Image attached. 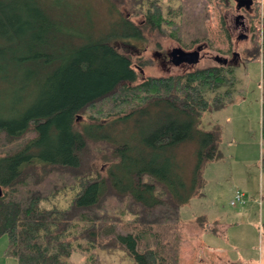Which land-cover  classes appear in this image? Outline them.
<instances>
[{"label": "trees", "instance_id": "1", "mask_svg": "<svg viewBox=\"0 0 264 264\" xmlns=\"http://www.w3.org/2000/svg\"><path fill=\"white\" fill-rule=\"evenodd\" d=\"M46 1L0 0L3 90H30L25 107L0 114L4 255L17 264H99L102 251L122 250L132 264H178L180 207L194 194L203 165L220 155L219 126L203 128L201 120L232 100L234 65H196L137 80L132 54L115 41L142 39L151 30L181 41L175 17L182 4L169 6L165 18L162 5L151 0L142 22L119 14L107 32L92 36L63 32ZM108 1L113 12L115 0ZM184 1L191 17L194 3ZM258 34L260 40L252 33L249 57L239 53L238 60L261 58L264 144V17ZM197 37L191 46L208 40L204 33ZM81 115L87 122L78 128ZM117 123L125 133L119 138L111 134ZM91 141L107 149L106 170L88 161ZM187 141L197 143L190 181L176 157V147ZM261 163L264 168V152Z\"/></svg>", "mask_w": 264, "mask_h": 264}, {"label": "rangeland", "instance_id": "2", "mask_svg": "<svg viewBox=\"0 0 264 264\" xmlns=\"http://www.w3.org/2000/svg\"><path fill=\"white\" fill-rule=\"evenodd\" d=\"M150 1L115 0L113 12L108 6V0H47L45 4L53 8L57 19L62 21L63 32L96 36L107 32L113 19L116 17L115 20H118L119 14H123L135 23L142 22ZM156 1L162 5L165 18H168L166 11L169 6L175 8L182 4L180 15L175 17L181 23L182 40L177 41L168 34L156 30L146 32L142 39L118 38L115 41L116 46L131 53L134 58L137 80L147 75L180 73L196 65L221 63L215 58L216 56L232 57L229 62L234 65L237 79L232 100L218 109L205 112L201 120L203 128H210L213 124L219 126L220 155L203 165L202 175L194 194L180 207L177 228L178 256L181 251L182 260L183 258L185 260L182 263L178 260V264H226L230 260L260 264L261 256L264 258L261 58L239 61L240 55L233 56L232 52L236 51L247 58L249 55L246 51L253 46L252 33L255 32L256 39L260 40L258 32L261 18L264 17V0H253L257 8L255 10V4H252L250 12L244 9L237 12L235 0H191L194 3V7L189 11L191 17L183 4L184 0ZM205 12L208 15L203 19L202 15ZM238 13L243 16L239 20L246 26L244 31L234 26V17ZM164 26L169 30L168 25ZM189 29L191 35L186 34ZM203 33L209 41L196 42L206 45L202 46L201 57L196 64H176L169 60V53L173 47L193 49L195 44L191 46L190 40L196 36L200 38ZM242 35L246 37H240ZM137 56L140 57L139 63L143 66L135 60ZM4 85V80L0 79V114L12 116L16 108L25 107L29 102L30 90L23 91L16 87L9 89L8 86L3 90ZM32 93L34 92L32 91L31 95ZM213 94V91H208L206 96L210 99ZM86 122V116L81 115L76 120V126L81 128ZM122 126L123 124L117 123L111 134L118 138L120 135L123 136L125 133L121 131ZM130 133L128 131L126 136ZM99 143L102 142L89 143L86 157L93 166L106 170L109 162L105 156L108 152L107 149L100 151L102 146ZM94 145L97 147L94 148ZM93 148L95 152L92 151ZM196 148L195 141L183 142L176 147L177 163L183 177L189 176V181L196 162ZM236 189L243 192L244 201H236L232 204L230 201L234 198ZM55 202L53 200L45 203L50 206ZM57 202L63 205L64 196L61 195ZM203 214L209 221L215 220L212 224H208V229L204 231L198 225V215ZM6 242V235L1 234L0 264H17L15 257L4 255ZM99 264H132V262L123 255L122 250H117L112 253L102 251Z\"/></svg>", "mask_w": 264, "mask_h": 264}, {"label": "water", "instance_id": "3", "mask_svg": "<svg viewBox=\"0 0 264 264\" xmlns=\"http://www.w3.org/2000/svg\"><path fill=\"white\" fill-rule=\"evenodd\" d=\"M253 3V0H237L236 3V9L239 10L242 6L246 5L247 7L250 6ZM238 17H243L242 15H239ZM240 37H246L244 35ZM202 46H198L195 49L192 50H184L182 48H174L173 50V63H180V62H186L187 65H194L199 61L200 58V49ZM239 54L236 51L232 52V55H237ZM238 56V55H237ZM219 62L226 63L227 57H222V56H217L216 58Z\"/></svg>", "mask_w": 264, "mask_h": 264}, {"label": "flooded vegetation", "instance_id": "4", "mask_svg": "<svg viewBox=\"0 0 264 264\" xmlns=\"http://www.w3.org/2000/svg\"><path fill=\"white\" fill-rule=\"evenodd\" d=\"M235 2L237 3V0H235ZM253 4V3H252ZM252 4L250 5V6H246V5H244V6H242L239 10H241V9H244L246 12H250V10H251V7H252ZM236 5V4H235ZM239 10H237L236 9V11L238 12ZM239 15H241L240 13H238L235 17H234V26H235V28L236 29H240V30H246V26H245V24H244V22H242V21H240L239 19H242V17H238ZM198 46H206L205 44H200V43H197V44H195V47L193 48V49H195V48H197ZM178 48H182V47H180V46H177ZM174 48H176V47H173L172 49H171V51H170V55H169V60L171 61V62H173V60H172V58H173V55H174V53H173V50H174ZM182 49H184V48H182ZM202 49V48H201ZM201 49H200V51H201ZM184 50H187V49H184ZM190 50H192V49H190ZM215 56V55H214ZM200 57H201V53H200ZM215 58H217V56L215 57ZM229 58V59H228ZM232 58V57H231ZM231 58L230 57H227V61L226 62H229V61H231ZM200 59V58H199ZM180 63H184L185 65H187L186 64V62H180Z\"/></svg>", "mask_w": 264, "mask_h": 264}, {"label": "crops", "instance_id": "5", "mask_svg": "<svg viewBox=\"0 0 264 264\" xmlns=\"http://www.w3.org/2000/svg\"><path fill=\"white\" fill-rule=\"evenodd\" d=\"M198 216L200 217V219L198 220V225L202 227V229H201L202 231H204L205 229H208V224H212L213 222H215V220H211V219L209 221V219L204 214L203 215H198ZM191 257L192 256L190 255V258ZM183 260H185V258H183ZM183 260H182L181 251H180V254H179V263H182ZM259 262H260V264H264V258L262 256H261Z\"/></svg>", "mask_w": 264, "mask_h": 264}, {"label": "built area", "instance_id": "6", "mask_svg": "<svg viewBox=\"0 0 264 264\" xmlns=\"http://www.w3.org/2000/svg\"><path fill=\"white\" fill-rule=\"evenodd\" d=\"M236 201H244V194L241 190L236 189L234 192V198L231 199V203L235 204Z\"/></svg>", "mask_w": 264, "mask_h": 264}]
</instances>
